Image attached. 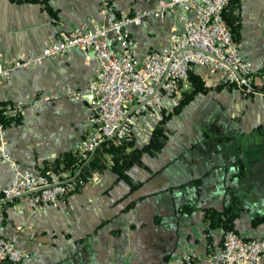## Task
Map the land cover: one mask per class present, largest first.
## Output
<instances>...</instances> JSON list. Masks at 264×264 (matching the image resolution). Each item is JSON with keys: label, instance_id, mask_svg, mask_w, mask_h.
I'll list each match as a JSON object with an SVG mask.
<instances>
[{"label": "crops", "instance_id": "crops-1", "mask_svg": "<svg viewBox=\"0 0 264 264\" xmlns=\"http://www.w3.org/2000/svg\"><path fill=\"white\" fill-rule=\"evenodd\" d=\"M155 4L156 0H0V62L37 55L61 32L84 22L103 24L105 9L133 12ZM224 18L235 28L236 43L254 71L248 84L257 92L211 89L194 97L183 109L190 117L178 127L176 118L168 122L174 134H167L157 155L144 154L142 165L126 172L129 182L109 169L96 172L56 208L32 212L23 199L3 200L2 190L15 171L55 167L73 153L88 128L89 113L86 100L77 101L67 92L82 90L97 62L92 54L70 49L38 66L16 70L0 82L1 103L26 104L24 115L8 126L5 136V151L15 167L0 159V243L13 240L27 253L20 264H183L185 255L204 262L207 245L219 248L224 232L216 228L208 234L205 211H222L230 191L244 199L234 231L244 239L264 234V222L252 224L255 216H264V148L243 151L249 163L246 178L240 180L234 177L239 154L230 146L232 134H200V124L214 119L240 132L264 128V0H231ZM177 29L169 14L129 26L134 57L141 59L167 45ZM193 70L211 81L205 68ZM39 96L51 102L35 105ZM159 118H142L133 134V148L149 142Z\"/></svg>", "mask_w": 264, "mask_h": 264}, {"label": "built area", "instance_id": "built-area-1", "mask_svg": "<svg viewBox=\"0 0 264 264\" xmlns=\"http://www.w3.org/2000/svg\"><path fill=\"white\" fill-rule=\"evenodd\" d=\"M230 1L156 0L152 9L119 13L108 8L103 24L84 22L61 32L37 55H20L0 62V82L8 80L16 70L38 66L46 58H57L70 49L85 56L92 54L97 62L85 87L67 92L77 101L86 100L89 113L88 128L73 148L76 164L68 169L49 167L34 173L15 171L12 182L2 190V199H23L32 212L56 208L76 186L83 185L78 171L101 143L131 142L142 118L156 119L172 107L171 102L190 92L192 68H205L217 83L244 85L236 73L248 82L254 71L223 18ZM168 14L178 25L169 43L141 59L135 58V40L128 27L140 26L147 17L162 20ZM50 102L47 96L33 101L35 105ZM25 109L26 104L20 100L0 102V159L11 166L5 136L9 124L21 119ZM207 251L204 262L185 255L183 264H259L264 258V234L244 239L235 231H224L219 248L208 244ZM27 257L13 240L0 243V261L20 264Z\"/></svg>", "mask_w": 264, "mask_h": 264}, {"label": "trees", "instance_id": "trees-1", "mask_svg": "<svg viewBox=\"0 0 264 264\" xmlns=\"http://www.w3.org/2000/svg\"><path fill=\"white\" fill-rule=\"evenodd\" d=\"M13 2H28L33 0H10ZM225 13V11H224ZM223 13V18H224ZM225 20V18H224ZM226 22V21H225ZM227 23V22H226ZM230 27L233 39L236 42V31L235 28ZM264 71V68H263ZM189 82L191 84V91L184 94L180 102L174 107L172 113L164 115L162 113L161 120L157 123L153 129L152 135L149 142L141 149L133 148L132 142H123L117 144L114 140H106L101 143L91 158L84 164L81 165L80 173L78 178L84 182H89L92 175L96 172L100 173L106 169H109L117 175L118 179L129 182L126 172L134 165H142V156L144 154L155 156L164 147L167 134L165 133L166 122L174 115L181 111V109L192 101L196 94H205L208 92V88L205 85L202 78L196 74L193 68L189 72ZM225 86H218L216 89L220 90ZM235 85H228V90L235 89ZM242 89L256 91L252 85H242ZM17 122V121H16ZM260 131V128L256 131ZM252 136V137H251ZM250 137L257 141L262 140L264 142V134H252ZM242 138L245 136H241ZM76 164V157L73 153L64 156L60 161L55 162V168L63 166V169H68ZM239 170L237 172V178L243 179L246 177L245 162L239 161ZM80 188H76L78 191ZM244 199L237 191H230V201L228 205L222 211H216L214 209H207L205 211V219L209 224V230L220 228L223 231L232 230L234 231V221L243 211ZM264 222V216H255L252 220V224H259ZM208 230V231H209Z\"/></svg>", "mask_w": 264, "mask_h": 264}, {"label": "flooded vegetation", "instance_id": "flooded-vegetation-1", "mask_svg": "<svg viewBox=\"0 0 264 264\" xmlns=\"http://www.w3.org/2000/svg\"><path fill=\"white\" fill-rule=\"evenodd\" d=\"M260 128V131H256L257 129ZM200 134H232V140L230 142V146L234 149V151L236 153L239 154V157L236 158L235 160V165L239 170V161L245 162V167L247 168L248 165V161L245 159V157H243V151H245L246 149H248L249 147L254 146L255 148H264V142L262 140L257 141L254 138H251L252 134H264V128L263 127H258L255 128L253 130H251L250 132H240V130H238L237 128H235L234 126L231 127L228 123L221 121L219 119H214V120H207V121H203L200 124ZM241 136H245V137H241ZM251 136V137H250ZM237 170V172H238ZM237 172L234 175L235 178H237ZM247 176V173H246ZM246 178V177H245ZM243 178V179H245ZM239 179V178H238ZM242 180V179H240ZM230 201V199H229ZM229 203V202H228ZM228 205V204H227ZM226 205V206H227ZM243 210H244V203H243Z\"/></svg>", "mask_w": 264, "mask_h": 264}, {"label": "rangeland", "instance_id": "rangeland-1", "mask_svg": "<svg viewBox=\"0 0 264 264\" xmlns=\"http://www.w3.org/2000/svg\"><path fill=\"white\" fill-rule=\"evenodd\" d=\"M229 27V26H228ZM230 28V27H229ZM204 81V80H203ZM204 83H205V85L207 86V88L209 89V90H211V89H216L218 86H225V87H223L221 90H226V91H230V90H228L227 89V86L228 85H234V84H223V83H217V81H216V79L215 78H211V81H208V80H206V81H204ZM208 83L209 84H211V85H208ZM236 86V85H235ZM235 89H238V90H240V93L241 94H243V95H246L248 92H251L250 90H246V89H242V86H236V88ZM208 90V91H209ZM217 90V89H216ZM191 91V90H190ZM254 92H257V91H254ZM187 94V93H186ZM207 93H205V94H196L195 95V97L196 96H199V95H206ZM184 95V94H183ZM182 95V96H183ZM182 96H181V98H182ZM180 100L181 99H179V100H176L175 101V104L170 108V109H167V110H165L164 111V115H166V114H169L170 112L172 113V111H173V109H174V107L180 102ZM189 104V103H188ZM187 104V105H188ZM185 107V106H184ZM184 107L181 109V111L179 112V113H177V114H174L167 122H166V124H165V133L166 134H174V133H172V127H170V125H168V122L169 121H171L172 119H175V124H177V123H180V122H182V121H184V120H186L187 118H189L190 116H186V114L184 113L183 114V109H184ZM162 113L158 116V117H160L158 120H157V122H156V124L154 125V128L156 127V125H157V123L161 120V118H162ZM20 120V119H19ZM14 123V122H13ZM12 124V123H11ZM10 125V124H9ZM178 125L179 124H177V125H175L176 127H178ZM192 125H194V124H192ZM169 126V127H168ZM153 128V129H154ZM153 129H152V132H153ZM175 132V131H174ZM152 134V133H151ZM133 141V139L131 140V142ZM258 149H261V147L259 148L258 147ZM259 151V150H258ZM81 170V169H80ZM79 173H80V171H78ZM88 183V182H87ZM86 185V182H84L83 181V185H81V186H76V188H82V187H84ZM74 192H77V190L75 189V191ZM73 192V193H74Z\"/></svg>", "mask_w": 264, "mask_h": 264}, {"label": "water", "instance_id": "water-1", "mask_svg": "<svg viewBox=\"0 0 264 264\" xmlns=\"http://www.w3.org/2000/svg\"><path fill=\"white\" fill-rule=\"evenodd\" d=\"M236 75L238 76L239 80L242 81V83L245 85V86H249L248 82L244 79V77H242L239 73H236ZM94 154V153H93ZM92 154V155H93Z\"/></svg>", "mask_w": 264, "mask_h": 264}]
</instances>
